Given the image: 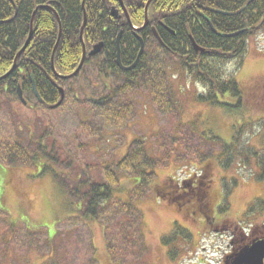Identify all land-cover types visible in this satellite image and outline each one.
Instances as JSON below:
<instances>
[{
  "label": "trees",
  "instance_id": "trees-1",
  "mask_svg": "<svg viewBox=\"0 0 264 264\" xmlns=\"http://www.w3.org/2000/svg\"><path fill=\"white\" fill-rule=\"evenodd\" d=\"M147 1L123 0L132 25L123 12L120 11V18L111 14L113 6L119 9V0H84V6L82 0H0V76L12 67L16 53L27 39L32 13L41 5L33 20L28 46L18 57L12 71L0 79V110L8 113L12 111L10 104L19 102L18 85L26 100L25 107L34 112L50 111V106L58 102V87H63L67 81L59 75L72 73L81 60L79 32L84 14L86 20L83 37L87 51L98 41L103 42V47L99 54L86 56L81 73L83 76L84 71L94 66L103 88L96 95L93 92L86 94L88 87L80 85V90L72 92H83L82 98L69 92V99L76 100L72 105L80 107L78 110H82V104H85L90 112L95 111L93 115L98 119L91 120L87 123L88 126L99 128L124 120L127 112L129 115L132 111L131 101L127 105L130 98L126 96L131 89H145L161 109L167 105L172 111L171 104L175 105V101L171 90L172 82L168 80L170 69L175 75L179 70L186 76L192 75V80L202 85L204 93L197 96L198 100L221 105L223 102L218 101V96L227 94L236 103L233 107H240L243 101L242 89L235 74L225 71V66L230 61L236 60L239 63L246 50L247 38L260 31L264 32V0H250L248 3V0H151L148 24L136 30L133 26L139 27L144 23V5ZM245 3L247 5L241 10ZM219 10L234 14L226 15L218 12ZM54 13L61 26V36L53 57L57 73L51 66V56L59 34L58 20ZM153 28L161 42L154 37ZM119 32L120 59L123 65H130L136 59L140 49L136 36L141 37L144 43L136 65L128 71L121 70L116 63V37ZM231 33L236 34L226 36ZM191 38L202 51L193 47ZM80 74L72 78L76 83ZM112 79L116 82L120 80L119 84H114ZM33 83L40 100L34 95ZM121 96L123 100H120ZM66 97L68 93L64 98ZM123 124L125 125V121ZM21 126L25 131L17 129L12 137L7 133L6 138L3 131L5 127L0 125V162L12 168L35 165L41 157L53 162L56 168H60V172L48 170L50 168L43 164L40 173L49 171L66 189L70 207L76 214V217L71 218L70 227H75L74 231H80L82 228H78L79 225H84L87 229V220L102 222L109 259L114 264H138L139 259L135 256L147 251L141 230L143 217L132 201L115 198L119 174L122 171L126 175L138 177L139 184L133 190V198H140L155 175L153 168L165 165L166 162L151 156L143 139L137 137L130 142L124 157L103 168L104 178L96 180L91 175L88 164L80 161V165L76 164V149L72 153L66 147V143L78 131L73 132L64 140V144L59 143L57 147L49 129L36 134L30 132V127L23 125L22 121ZM241 127V124L235 125L229 143L216 135L200 137L202 144L207 140L213 145L220 143L222 149L215 158L218 165L228 168L235 162L237 154L233 151L239 143ZM14 128L16 129V123ZM258 166L264 169V163L259 162ZM65 170L71 176L70 180L61 172ZM172 182L168 180L155 188L159 197L173 194L176 183ZM68 220L69 218L67 222ZM74 236L82 246V250L78 248L74 254L80 252L82 260H71L66 251L58 253L57 249L63 251L65 248L64 241L61 243L60 240L56 241L55 248L50 245L54 259L62 260L65 264L71 261L73 264H97L93 255L89 257L94 251L88 229L80 238L77 232ZM66 237L63 236V240ZM177 237L178 235H167L163 237V241L175 242ZM174 250L167 251L166 255L169 257L168 253H174ZM56 260L47 264H59Z\"/></svg>",
  "mask_w": 264,
  "mask_h": 264
},
{
  "label": "rangeland",
  "instance_id": "rangeland-1",
  "mask_svg": "<svg viewBox=\"0 0 264 264\" xmlns=\"http://www.w3.org/2000/svg\"><path fill=\"white\" fill-rule=\"evenodd\" d=\"M225 71L235 74V79L242 89L243 101L238 108L233 107L236 103L232 98H228L227 94L218 96V101L225 103L221 105H211L198 100L197 96L204 91H201L199 84L197 87L192 75L186 76L181 70L175 75L170 69L168 80L172 81L171 90L175 101V105L171 104L172 111L167 105L161 109L158 103L152 101L145 89H131L126 96L130 98L127 105L128 101H131L132 111L129 115L127 112L124 120L111 125L99 126L96 129L88 126L87 123L91 120L87 121V118L95 120L96 117L93 115L95 111L90 112L84 105L80 110L81 115H86H83L86 121L84 126L76 115V110L80 107L76 104V107H72L74 102L69 98L61 108L49 109L51 111L45 113L34 112L18 102H12L10 104L12 111L7 113L0 110V125L5 127L3 131L6 138L12 137L18 130L25 131L21 121L23 125L30 127L32 133L38 134L47 128L55 138L57 147L59 143L64 144V140L73 132L78 131L66 143V147L72 153L76 149V164L80 165L79 161L88 164L90 173L96 180L103 178V167L114 164L125 154L133 138H142L149 154L164 160L166 164L154 168L156 174L142 191L144 194L142 197L133 198V190L139 184L138 177L126 175L122 171L119 187L114 194L127 202L132 201L142 213L141 230L147 251L144 250L135 256L139 259L137 263L174 264L172 261L178 260L177 264H200L198 258H202L203 253L196 247H208L203 255L204 259L208 258L210 256L208 251L223 243L220 234L206 237L203 233L205 229L201 228L202 224L195 222L189 214L185 215L183 212L188 203H184L182 197L163 201L157 199L158 194L155 192L156 187L159 188L168 180L177 182L180 170L184 169L181 167L197 173L207 170L205 181L210 187L214 202L220 198L223 183L224 190L231 189L225 198L229 210L221 212L217 206V219L224 218L226 211L229 212L231 219L238 217L251 205L255 212L260 209L257 221L264 225V169L258 166L259 162L264 163V32L249 36L246 40V50L239 63L236 60L230 61L225 66ZM98 78L94 66H90L84 71L81 83L96 95L103 88ZM119 81L113 79L116 85ZM73 83L76 86V82ZM78 96L81 97L82 94ZM120 100H123L122 96ZM236 124L242 125L239 143L233 151L237 157L229 168L223 169L215 161L216 154L222 149L220 143L213 145L207 140L202 144L199 140L202 135H216L229 143ZM43 164L50 168L48 170L60 172V168H56L53 162L44 157L39 158L35 165H26L18 169H7L0 165V264H39L44 256L42 253L47 255L48 259H52L50 254L45 253L48 252V247L43 240L44 232L52 237L56 223L61 224L60 221L68 219L71 207L69 195L56 177L49 171L39 174ZM61 172L68 180L71 179L66 170ZM71 218L66 223L69 224L67 226H72ZM177 221L183 227H186L185 224L188 225L194 232L187 245L185 241L182 242L184 231L178 234L175 242L163 241L162 237L172 232L173 222ZM86 223L88 227L91 226L93 245L97 248L102 261L107 254L103 224L96 220H87ZM24 225L30 233L28 237H25ZM78 228H82L77 231L80 238L87 229L85 226ZM41 230L44 232L40 233ZM55 232V241L60 240L61 243L63 236L69 235L66 252L68 251L71 260L76 258L81 261L80 252L73 254L78 248L82 250L80 242L74 236V229L69 234L58 227ZM27 245L38 247L41 253L28 251L17 254L26 251ZM181 248L179 256L170 252L169 259L166 255V251ZM185 255L190 259L183 258ZM73 263L71 261L69 264ZM102 263L107 264L104 260Z\"/></svg>",
  "mask_w": 264,
  "mask_h": 264
},
{
  "label": "flooded vegetation",
  "instance_id": "flooded-vegetation-1",
  "mask_svg": "<svg viewBox=\"0 0 264 264\" xmlns=\"http://www.w3.org/2000/svg\"><path fill=\"white\" fill-rule=\"evenodd\" d=\"M205 175L203 173L192 178L186 187L175 184L171 194L182 197L188 203L183 212L202 224L201 228L205 229L203 233L206 237L220 234L223 243L213 248L220 252L219 263L234 264L237 254L243 248L264 237V225L257 221L260 211L255 212L253 207L249 206L238 217L231 219L226 213L224 218L217 219L218 199L213 201L209 185L203 182ZM187 231H191V234L193 232L188 225Z\"/></svg>",
  "mask_w": 264,
  "mask_h": 264
},
{
  "label": "water",
  "instance_id": "water-1",
  "mask_svg": "<svg viewBox=\"0 0 264 264\" xmlns=\"http://www.w3.org/2000/svg\"><path fill=\"white\" fill-rule=\"evenodd\" d=\"M150 1L151 0H148L146 2V4H145V7H144V24H143V27L146 26L147 23H148L147 10H148V6H149ZM82 4H84V1H83ZM120 6L122 7L123 11L125 12V8L123 6L122 0H120ZM220 12L225 13V14H231L230 12H224V11H220ZM35 13H36V10L33 12V15L31 17L30 27H32V22H33ZM112 15L115 16V17H118L119 16L118 10L115 7L112 9ZM127 19L129 20V17L128 16H127ZM84 24H85V17H84V21H83V24H82V27H81V30H80V39H81V41H82V32H83ZM154 33H155V36L158 37L155 31H154ZM30 35H31V30H30L29 36H28V38H27L24 46L16 54V57L14 59V64H15L16 59L19 56V54L27 46V44H28V42L30 40ZM229 35H234V34L232 33V34H229ZM116 41H117V63L120 65L119 44H118L119 35L117 36V40ZM140 43H141V49L139 51L138 57L140 56V53H141L142 48H143V43L142 42H140ZM193 45H194V47L196 49H200L194 43H193ZM101 46H102V43H98V44L94 45L93 49L89 52V55H94V54L98 53L100 51ZM84 56H85V49L83 47L82 60H81V62L79 64V66L77 67V69L71 75L75 74L79 70V68H80V66H81V64L83 62ZM14 64L11 67V69L5 75H3V76L0 77V79L6 77L12 71V69L14 67ZM132 66H130L129 68H131ZM18 96L21 99V101H24L23 100V97H22V93H21V91H20L19 88H18ZM263 257H264V240H261L259 242H256L255 244H253L250 248L246 249L245 253L240 256V259L243 260V261H246L249 264H262V258Z\"/></svg>",
  "mask_w": 264,
  "mask_h": 264
}]
</instances>
